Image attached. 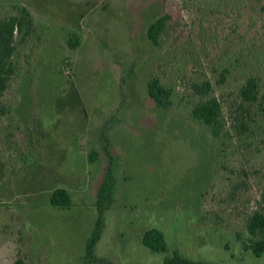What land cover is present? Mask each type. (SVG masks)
I'll use <instances>...</instances> for the list:
<instances>
[{
	"label": "rangeland",
	"instance_id": "rangeland-1",
	"mask_svg": "<svg viewBox=\"0 0 264 264\" xmlns=\"http://www.w3.org/2000/svg\"><path fill=\"white\" fill-rule=\"evenodd\" d=\"M263 4L247 0L232 12L190 0H0V17L25 5L38 28L0 99V127H20L12 138L24 152L0 182V264H163L175 249L194 261L264 264L243 242L249 214L264 207V135L216 137L191 116L196 81L220 80L242 48L264 55ZM164 13L172 18L156 46L147 28ZM153 76L174 87L169 108L150 98ZM243 78L216 84L225 105ZM102 136L116 178L94 251L104 263L85 258L109 163ZM58 187L70 192V207L51 204ZM151 227L165 233L166 252L142 243Z\"/></svg>",
	"mask_w": 264,
	"mask_h": 264
},
{
	"label": "trees",
	"instance_id": "trees-1",
	"mask_svg": "<svg viewBox=\"0 0 264 264\" xmlns=\"http://www.w3.org/2000/svg\"><path fill=\"white\" fill-rule=\"evenodd\" d=\"M190 1L211 11H221L223 6L230 5V9L233 12L238 11L242 5H245L247 0ZM261 8L264 10V4ZM171 18L170 13H164L149 24L147 36L154 45H161V39L168 31ZM37 29L35 19L25 5H15L14 10L10 14L0 17V99L5 96L16 82V79L20 77L22 67L21 51L37 33ZM69 44L73 48L77 47L79 45L78 37H71ZM263 73L264 55H257L252 48H242L237 55L231 58L228 66L223 68L220 80L212 82L211 79L207 78L196 81L192 85L194 94L199 97L192 107V118L208 126L216 137L225 133L228 134L232 129L237 132L238 137L245 141H249L256 136H263L264 131L263 133L260 132V129H264ZM236 74H243L244 78L233 104L225 105L221 97L215 94V86L217 83H225L229 76ZM147 89L150 98L159 108H169L172 105L175 89L171 85L164 83L159 77H151L147 83ZM3 107L1 106V114L6 115L9 110L3 109ZM226 107L230 116L229 128H227ZM19 129V126L16 125L14 127L11 124L5 128L0 127V145L2 146L0 154V182L4 178L7 165H14L15 163L17 165L18 162L22 161L21 156L24 153L22 147L16 148L17 138H12L15 133L14 130L18 131ZM102 137L104 140L103 150L109 158V163L97 190L96 207L98 209V217L87 240L85 258L88 262L104 263L107 260L96 257L94 251L104 231L106 211L111 209L115 201L116 178L113 168L114 157L111 151V142L108 137ZM15 149L18 151V157H15L13 152ZM96 156H98L96 151L90 154V158L93 160ZM50 201L53 206L67 208L72 205V196L67 189L58 187L53 190ZM246 229L250 237L247 241H243L245 249L250 251L255 257L264 256L263 206L249 214L246 220ZM142 243L155 252H166L168 250L165 233L155 227L145 230L142 235ZM15 264H24V259L18 258ZM163 264L216 263L190 260L179 250L175 249L172 255L164 259Z\"/></svg>",
	"mask_w": 264,
	"mask_h": 264
}]
</instances>
